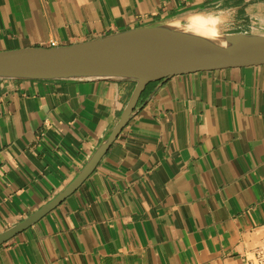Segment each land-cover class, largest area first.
I'll use <instances>...</instances> for the list:
<instances>
[{
    "label": "crops",
    "instance_id": "obj_1",
    "mask_svg": "<svg viewBox=\"0 0 264 264\" xmlns=\"http://www.w3.org/2000/svg\"><path fill=\"white\" fill-rule=\"evenodd\" d=\"M193 14L264 33V0H0V52ZM134 86L0 79V236L49 207L0 244V264H243L261 243L264 65L150 83L91 174L63 196Z\"/></svg>",
    "mask_w": 264,
    "mask_h": 264
},
{
    "label": "water",
    "instance_id": "obj_2",
    "mask_svg": "<svg viewBox=\"0 0 264 264\" xmlns=\"http://www.w3.org/2000/svg\"><path fill=\"white\" fill-rule=\"evenodd\" d=\"M186 16L67 46L0 52V79L111 81L135 85L110 135L63 196L73 192L91 174L139 109L140 97L150 83H163L191 73L264 65V33H231L216 23L215 38H209L189 31ZM48 208L0 236V244Z\"/></svg>",
    "mask_w": 264,
    "mask_h": 264
},
{
    "label": "bare ground",
    "instance_id": "obj_3",
    "mask_svg": "<svg viewBox=\"0 0 264 264\" xmlns=\"http://www.w3.org/2000/svg\"><path fill=\"white\" fill-rule=\"evenodd\" d=\"M189 31L205 36L215 38L216 35V19L203 14H193L185 17Z\"/></svg>",
    "mask_w": 264,
    "mask_h": 264
},
{
    "label": "built area",
    "instance_id": "obj_4",
    "mask_svg": "<svg viewBox=\"0 0 264 264\" xmlns=\"http://www.w3.org/2000/svg\"><path fill=\"white\" fill-rule=\"evenodd\" d=\"M55 42L51 43L54 46ZM243 264H264V238L259 245L243 257Z\"/></svg>",
    "mask_w": 264,
    "mask_h": 264
}]
</instances>
